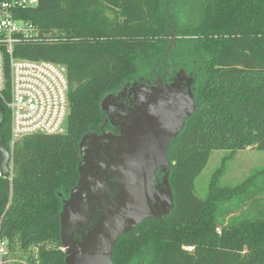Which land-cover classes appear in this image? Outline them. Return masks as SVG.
<instances>
[{"label":"trees","instance_id":"obj_1","mask_svg":"<svg viewBox=\"0 0 264 264\" xmlns=\"http://www.w3.org/2000/svg\"><path fill=\"white\" fill-rule=\"evenodd\" d=\"M22 17L42 40L17 45L14 55L66 67L69 112L64 133L19 139L11 173L0 175L6 264H65L63 201L78 179L79 142L102 122L104 97L184 71L197 77V109L167 147L172 208L120 235L111 260L264 264L262 187L219 186L216 172L205 198L193 193L212 150H264V0H39ZM9 136L0 96L6 146ZM258 173L264 182V167ZM247 201L249 212L233 216V203Z\"/></svg>","mask_w":264,"mask_h":264},{"label":"flooded vegetation","instance_id":"obj_2","mask_svg":"<svg viewBox=\"0 0 264 264\" xmlns=\"http://www.w3.org/2000/svg\"><path fill=\"white\" fill-rule=\"evenodd\" d=\"M197 83L196 76L184 71L145 85L129 83L104 97L102 122L81 138L78 188L79 172L63 201V206L71 204L73 196L71 206L78 201L66 222L69 245L80 242L121 196L131 200L142 195L150 212L156 213L144 220L170 211L160 214L171 191L167 147L197 109ZM60 249L65 253V246Z\"/></svg>","mask_w":264,"mask_h":264},{"label":"built area","instance_id":"obj_3","mask_svg":"<svg viewBox=\"0 0 264 264\" xmlns=\"http://www.w3.org/2000/svg\"><path fill=\"white\" fill-rule=\"evenodd\" d=\"M38 2L0 0V96L10 110L7 148L11 156L15 143L24 136L62 134L66 130L69 112L66 67L14 55L17 45L42 40L39 28L22 17L24 10L35 8ZM11 260L7 242L0 236V264Z\"/></svg>","mask_w":264,"mask_h":264},{"label":"water","instance_id":"obj_4","mask_svg":"<svg viewBox=\"0 0 264 264\" xmlns=\"http://www.w3.org/2000/svg\"><path fill=\"white\" fill-rule=\"evenodd\" d=\"M145 125L142 127H146ZM167 137V140L171 139L170 136ZM79 147L81 152L82 140L79 142ZM161 151L166 152L164 146L161 147ZM11 160V153L0 138V175L11 173ZM164 162H167L166 158ZM81 167L82 164L78 168L80 177L78 184L74 187L75 189L78 188L81 179ZM167 194L169 196L164 198V208L160 214H166L172 208L171 191ZM140 196L142 195H136L131 200L127 196L119 197L113 209L102 215L98 223L80 242L69 245L65 241L66 222L69 212L75 210L78 204L77 199H75L77 204L71 206L74 201L73 196L71 204L63 206L60 214V241L65 246V264H114L111 260L112 248L118 237L133 229L145 218L153 217L156 214L150 212L148 203L145 204L144 198Z\"/></svg>","mask_w":264,"mask_h":264},{"label":"rangeland","instance_id":"obj_5","mask_svg":"<svg viewBox=\"0 0 264 264\" xmlns=\"http://www.w3.org/2000/svg\"><path fill=\"white\" fill-rule=\"evenodd\" d=\"M147 119L149 122H153L151 118L148 117ZM155 124L153 122V125ZM263 167L264 150L249 147L234 152L223 149L212 150L205 167L194 181L193 193L200 198H205L211 178L218 172L215 179L219 186L231 187L240 184L241 191L242 189L243 191L246 189L256 191L262 187L263 194L260 196V206L264 208V182H262L261 174L258 173ZM232 208L234 209L233 216L247 213L249 212V201L233 203ZM250 213L251 215H259L255 207H252ZM217 231L220 233V226L217 227Z\"/></svg>","mask_w":264,"mask_h":264}]
</instances>
